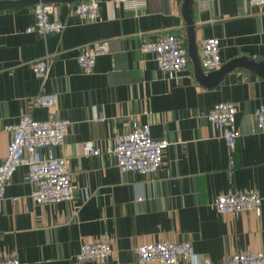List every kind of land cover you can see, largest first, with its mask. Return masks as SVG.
<instances>
[{"label": "crops", "instance_id": "1", "mask_svg": "<svg viewBox=\"0 0 264 264\" xmlns=\"http://www.w3.org/2000/svg\"><path fill=\"white\" fill-rule=\"evenodd\" d=\"M99 1L97 21L75 14L79 1L54 3L51 18L66 27L46 37L26 32L35 21L33 5L0 10V165L12 139L7 125L24 114L66 117L72 124L53 152L71 159L75 186L72 201L38 205L28 167H19L0 204V255L21 264H160L139 262L137 247L175 240L190 242L206 264H227L234 253L264 250V130L253 131L264 77L237 67L206 86L190 57L189 67L169 78L141 45L163 31L182 35L188 48L184 0ZM194 18L200 59L202 41L219 37L222 65L239 57L264 60V11L249 0H195ZM98 42L108 53L84 73L77 57ZM46 55L53 62L42 89L31 63ZM43 90L57 93V107L34 105ZM219 102L238 108L242 136L233 152L207 118ZM133 121L150 123L155 139L170 141L157 172H123L106 153L83 154L87 141L102 150L113 145ZM236 192L262 195L261 213H218L215 199ZM103 234L116 260L78 261L81 245Z\"/></svg>", "mask_w": 264, "mask_h": 264}, {"label": "built area", "instance_id": "2", "mask_svg": "<svg viewBox=\"0 0 264 264\" xmlns=\"http://www.w3.org/2000/svg\"><path fill=\"white\" fill-rule=\"evenodd\" d=\"M118 5L138 6L144 2L136 0H114ZM253 7L264 11V0H249ZM54 4L37 3L33 7L35 21L27 27V33H37L46 37L61 33L66 23L51 18ZM75 14L83 20H101L99 0H81L74 8ZM141 50L151 53L161 72L169 78L178 77L179 73L190 65L189 50L184 37L175 32H158L156 39L145 41ZM108 53L105 42L93 43L82 48L77 61L84 73H92L98 57ZM53 59L46 55L31 63V69L40 80L42 89L50 77ZM223 64L221 39L210 37L202 41L201 65L204 71L218 70ZM34 105L55 108L58 95L44 90L34 99ZM238 108L231 102L216 103L207 113V118L218 129L230 150L237 146L242 131L237 125ZM256 125L253 131L264 130V105L254 111ZM72 121L66 117L51 116L46 120L34 119L24 114L19 121L7 125L12 139L7 155L0 165V204L6 199L7 186L15 172L21 166L28 167V179L33 185L31 197L38 205L69 202L75 197V186L70 170L71 159L56 155L53 150L64 144ZM113 145L102 150L92 141L84 143V155L98 156L102 153L113 157L118 168L123 172H136L142 175L157 172L164 162V152L170 145L167 139H155L150 123L133 121L129 131H118ZM46 150V153L44 152ZM263 196L257 192H236L222 194L215 199L214 207L220 214H239L262 211ZM137 259L141 263L158 262L160 264H206L195 247L186 241L162 240L145 243L136 249ZM116 260L110 237L101 235L92 242L81 245L77 254L78 261ZM0 264H21L16 257L0 255ZM227 264H264V250L238 252L230 255Z\"/></svg>", "mask_w": 264, "mask_h": 264}, {"label": "water", "instance_id": "3", "mask_svg": "<svg viewBox=\"0 0 264 264\" xmlns=\"http://www.w3.org/2000/svg\"><path fill=\"white\" fill-rule=\"evenodd\" d=\"M80 0H0V10L9 7H21L25 5H33V7L40 2L54 4L56 2H74ZM194 1L184 0L182 5V15L187 24L188 32V50L189 56L193 60L195 66L196 78L206 86H214L218 84L221 79L230 71L237 67H244L255 71L258 75L264 77V60L256 61L250 57H239L222 65L218 70L205 73L201 59L196 47V30L194 18Z\"/></svg>", "mask_w": 264, "mask_h": 264}]
</instances>
